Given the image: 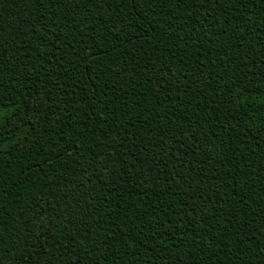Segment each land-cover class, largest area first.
<instances>
[{"label":"trees","instance_id":"16d2710c","mask_svg":"<svg viewBox=\"0 0 264 264\" xmlns=\"http://www.w3.org/2000/svg\"><path fill=\"white\" fill-rule=\"evenodd\" d=\"M0 264H264V0H0Z\"/></svg>","mask_w":264,"mask_h":264}]
</instances>
